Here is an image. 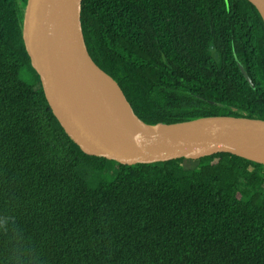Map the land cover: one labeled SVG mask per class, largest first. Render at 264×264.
Returning a JSON list of instances; mask_svg holds the SVG:
<instances>
[{"label":"trees","instance_id":"obj_1","mask_svg":"<svg viewBox=\"0 0 264 264\" xmlns=\"http://www.w3.org/2000/svg\"><path fill=\"white\" fill-rule=\"evenodd\" d=\"M25 1L0 0V264H264V165L229 152L130 165L84 152L30 65ZM80 22L90 57L144 122L264 119V26L248 0H81Z\"/></svg>","mask_w":264,"mask_h":264},{"label":"water","instance_id":"obj_2","mask_svg":"<svg viewBox=\"0 0 264 264\" xmlns=\"http://www.w3.org/2000/svg\"><path fill=\"white\" fill-rule=\"evenodd\" d=\"M248 1L264 24V0ZM80 10L81 0H26L20 32L53 115L84 152L129 165L229 152L264 165V119L141 120L118 83L90 57Z\"/></svg>","mask_w":264,"mask_h":264},{"label":"flooded vegetation","instance_id":"obj_3","mask_svg":"<svg viewBox=\"0 0 264 264\" xmlns=\"http://www.w3.org/2000/svg\"><path fill=\"white\" fill-rule=\"evenodd\" d=\"M262 24H263V21H262ZM247 26L249 27V30H253L254 32H259V31H261V27H260V23L257 21V20H249L248 22H247ZM263 26H264V24H263ZM231 28H235V27H231ZM231 32H232V30H231ZM231 39H232V35H231ZM233 40V39H232ZM223 41H225V42H227L225 39H223ZM208 52H209V54L212 56V58L214 59V61L217 63V62H219V53H218V51L216 50V48H215V46L213 45V43L212 44H210L209 46H208ZM236 60H237V67H238V69H239V65L238 64H240V65H242V67H243V69L245 70V68H244V64L241 62V60H240V57H237L236 56ZM239 71H240V69H239ZM246 71V70H245ZM241 72V71H240ZM247 73V72H246ZM248 74V73H247ZM243 75V74H242ZM249 76V75H248ZM250 77V76H249ZM251 79V78H250ZM247 81V80H246ZM252 81V80H251ZM249 84V83H248ZM250 85V84H249ZM253 87H254V83H253ZM252 87V88H253Z\"/></svg>","mask_w":264,"mask_h":264},{"label":"rangeland","instance_id":"obj_4","mask_svg":"<svg viewBox=\"0 0 264 264\" xmlns=\"http://www.w3.org/2000/svg\"><path fill=\"white\" fill-rule=\"evenodd\" d=\"M20 76L24 79V80H31V76L29 75V73L26 70H22L20 72ZM31 77V78H30ZM101 178H104V176L102 174H99L96 178L94 179H89L88 183L90 186H95L98 182V180H100Z\"/></svg>","mask_w":264,"mask_h":264}]
</instances>
